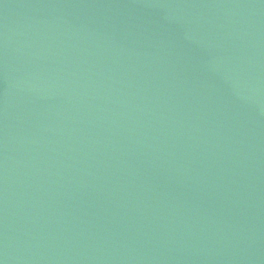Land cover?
<instances>
[{"label": "water", "instance_id": "1", "mask_svg": "<svg viewBox=\"0 0 264 264\" xmlns=\"http://www.w3.org/2000/svg\"><path fill=\"white\" fill-rule=\"evenodd\" d=\"M0 264H264V0H0Z\"/></svg>", "mask_w": 264, "mask_h": 264}]
</instances>
